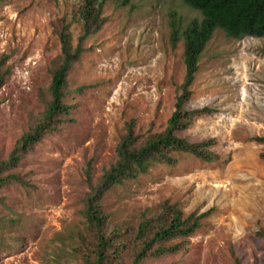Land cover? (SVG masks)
Returning <instances> with one entry per match:
<instances>
[{
	"label": "rangeland",
	"instance_id": "374dc122",
	"mask_svg": "<svg viewBox=\"0 0 264 264\" xmlns=\"http://www.w3.org/2000/svg\"><path fill=\"white\" fill-rule=\"evenodd\" d=\"M101 1L102 25L83 39L82 0L0 2L1 160L43 114L59 33L83 50L66 75L69 113L2 173L23 183L0 186V264H84L86 195L116 164L127 136L139 147L175 110L185 77L182 32L200 12L181 0ZM189 90L186 110L212 112L176 135L214 139L219 159L174 152L175 163H150L111 185L100 200L103 231L130 244L121 254L130 264L138 223L175 204L184 217L204 216L190 236L162 243L179 250L141 264H264V143L254 140L264 137V37L233 39L216 29Z\"/></svg>",
	"mask_w": 264,
	"mask_h": 264
},
{
	"label": "trees",
	"instance_id": "16d2710c",
	"mask_svg": "<svg viewBox=\"0 0 264 264\" xmlns=\"http://www.w3.org/2000/svg\"><path fill=\"white\" fill-rule=\"evenodd\" d=\"M3 0H0L2 2ZM187 6L200 12L202 19H194L183 30L184 39L183 62L185 65L184 83L181 92L176 97L175 110L167 120L163 132L154 134L139 147L132 146V139L127 136L117 147L118 161L101 178L96 187L86 195L83 215L89 232L88 243L83 242L78 252L83 257L84 264H125L121 254L130 245L128 242L118 241L116 234H105L103 231L104 218L101 213L100 200L105 191L113 184L123 179L145 172L150 163L160 162L173 164L176 159L174 152L189 153L205 162H214L219 155L210 151L214 139L199 143L189 142L176 135L179 130L186 129L189 124L203 114H209L211 109L203 107L186 110L185 104L189 100L190 85L197 71V63L205 45L216 29L222 30L227 37L239 39L244 36L264 37V0H181ZM101 0H82L80 18L83 23L82 39L95 32L102 25ZM172 21L171 40L178 39L180 30ZM60 61L52 73L49 87V99L45 101V109L32 129L23 134L7 160L0 159V186L9 182L23 180L19 175L3 172L16 165L22 154L29 152L32 147L47 133L53 131L59 122V116L69 113V107L63 103L66 75L82 54L80 45L71 44L67 32L59 33ZM3 75L0 73V86ZM258 143H264V137H255ZM204 214L187 217L175 204L165 203L159 213L150 219H142L137 226L132 239L133 252L130 264H141L150 255H162L179 250V245L169 247L162 243L178 237H188L198 226V221ZM258 235L264 240V229ZM115 236V237H114ZM154 247V249H153Z\"/></svg>",
	"mask_w": 264,
	"mask_h": 264
}]
</instances>
